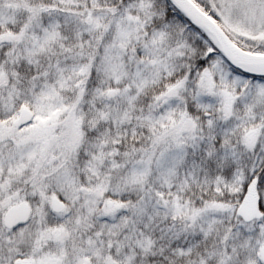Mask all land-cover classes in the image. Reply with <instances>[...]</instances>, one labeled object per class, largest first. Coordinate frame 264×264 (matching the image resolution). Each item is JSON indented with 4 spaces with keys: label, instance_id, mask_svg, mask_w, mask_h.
<instances>
[{
    "label": "snow or ice",
    "instance_id": "6c2138e0",
    "mask_svg": "<svg viewBox=\"0 0 264 264\" xmlns=\"http://www.w3.org/2000/svg\"><path fill=\"white\" fill-rule=\"evenodd\" d=\"M0 264H264V0H0Z\"/></svg>",
    "mask_w": 264,
    "mask_h": 264
}]
</instances>
